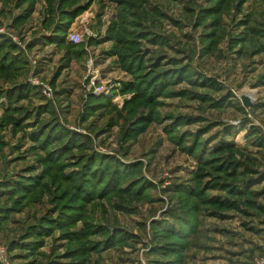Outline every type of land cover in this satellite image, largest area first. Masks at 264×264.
<instances>
[{"label":"rangeland","instance_id":"rangeland-1","mask_svg":"<svg viewBox=\"0 0 264 264\" xmlns=\"http://www.w3.org/2000/svg\"><path fill=\"white\" fill-rule=\"evenodd\" d=\"M260 138L264 0H0V264L264 263Z\"/></svg>","mask_w":264,"mask_h":264},{"label":"trees","instance_id":"trees-1","mask_svg":"<svg viewBox=\"0 0 264 264\" xmlns=\"http://www.w3.org/2000/svg\"><path fill=\"white\" fill-rule=\"evenodd\" d=\"M124 64H126V67L134 66V64H132V63H127V61H125ZM162 83H164V82H162ZM165 84H166V83H165ZM22 87H23V86H20L18 89H20V88H22ZM212 87H215V88H216V85L212 83ZM23 94H24V93H23ZM23 94H20V95H23ZM13 98H14V96H13ZM258 140H259V139H258ZM259 141H261V144L264 145V140H263V139L261 140V138H260ZM221 147H222L221 150L225 149L224 146H221ZM220 166H222V169L225 170V171H227V172H228V170H230V169L233 168V164H230V163H228V164H223V165H220ZM225 190H228V191L231 192L232 194L237 193V190H236V187H235V186H231V185H230V186H227ZM212 202H213V203H218V204H220V205H222V206H225L226 208H230V209H232V208H237L234 202L229 201V200H227V199L220 200L219 197H217V198H216V197L212 198Z\"/></svg>","mask_w":264,"mask_h":264},{"label":"water","instance_id":"water-1","mask_svg":"<svg viewBox=\"0 0 264 264\" xmlns=\"http://www.w3.org/2000/svg\"><path fill=\"white\" fill-rule=\"evenodd\" d=\"M242 101H243V103L245 104V105H248V104H250V99L248 98V96H246V95H242Z\"/></svg>","mask_w":264,"mask_h":264},{"label":"built area","instance_id":"built-area-1","mask_svg":"<svg viewBox=\"0 0 264 264\" xmlns=\"http://www.w3.org/2000/svg\"><path fill=\"white\" fill-rule=\"evenodd\" d=\"M77 35H75V34H73V38H75ZM255 264H264L262 261H256V263Z\"/></svg>","mask_w":264,"mask_h":264}]
</instances>
